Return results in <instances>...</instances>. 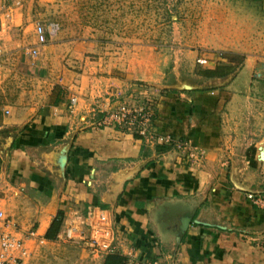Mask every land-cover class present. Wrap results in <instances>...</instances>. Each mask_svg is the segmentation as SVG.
<instances>
[{"label": "crops", "instance_id": "obj_1", "mask_svg": "<svg viewBox=\"0 0 264 264\" xmlns=\"http://www.w3.org/2000/svg\"><path fill=\"white\" fill-rule=\"evenodd\" d=\"M258 1L264 8V0ZM134 78L147 82L146 92L156 98L155 141L135 136L113 119L127 102L125 83L115 77L102 85L94 81L86 103L71 105L73 91L67 95L61 87L65 94L55 104L57 87L48 103L1 113L0 207L20 228L42 236L59 210L63 229L99 207L112 216L119 252L131 251L135 262L264 264V245L256 241L264 237V209L254 202L264 195V170L258 172L264 161L259 153L241 159L245 164L234 156L239 151L233 139L241 136L234 111L241 99L232 90L239 88L232 83L219 88L221 77H213L180 89L159 83V70L144 66L134 69ZM183 142L187 147H179ZM67 143L63 178L50 156ZM158 144L170 148L159 152ZM202 151L203 159L192 157ZM137 166L110 199L116 175ZM232 176L252 192L238 189Z\"/></svg>", "mask_w": 264, "mask_h": 264}, {"label": "rangeland", "instance_id": "obj_2", "mask_svg": "<svg viewBox=\"0 0 264 264\" xmlns=\"http://www.w3.org/2000/svg\"><path fill=\"white\" fill-rule=\"evenodd\" d=\"M3 14L0 114L48 103L57 87L86 103L94 81L102 85L111 77L125 83L127 105L155 103L151 86L134 78L136 67L157 68L159 83L195 87L209 82L203 70L224 64L233 70L216 83L236 84L232 92L241 99L233 109L241 133L233 139L239 151L234 156L245 164L241 159L255 157L264 143V8L258 0H6ZM38 22L48 42L34 57L28 48ZM128 63L132 68L125 70ZM256 241L264 245V237ZM31 243L29 264L104 261L86 245L59 237L39 235Z\"/></svg>", "mask_w": 264, "mask_h": 264}, {"label": "built area", "instance_id": "obj_3", "mask_svg": "<svg viewBox=\"0 0 264 264\" xmlns=\"http://www.w3.org/2000/svg\"><path fill=\"white\" fill-rule=\"evenodd\" d=\"M6 0H0V26L5 25L4 4ZM35 43L28 48L30 55L37 57L48 42V31L45 25L38 22L35 25ZM207 63V59H199ZM71 105H76L77 97L70 99ZM156 102L149 99L146 103L138 102L136 105H127L126 102L116 109L113 119L122 126L129 128L134 133H139L143 138L155 141V112ZM9 113V110H6ZM179 147H187L183 142ZM205 153L192 152V157L203 159ZM255 204L264 209V195L254 197ZM34 230H23L11 219L4 208L0 207V264H29V247L31 241L38 237ZM60 239L84 244L96 258H104L106 254L119 251V241L115 233V224L109 212L99 208H92L86 217H76L67 221L60 232ZM127 264H174L170 261L152 259L135 262L131 251L126 253Z\"/></svg>", "mask_w": 264, "mask_h": 264}, {"label": "water", "instance_id": "obj_4", "mask_svg": "<svg viewBox=\"0 0 264 264\" xmlns=\"http://www.w3.org/2000/svg\"><path fill=\"white\" fill-rule=\"evenodd\" d=\"M193 88L195 87L187 83L181 84L180 87V89H193ZM11 141L12 138L11 137L8 138L6 142V147L10 146ZM70 148H71L70 143H67L63 145L59 150L53 152L50 156L51 162L57 167L56 168L57 173L63 178H65V169L68 162ZM258 157L260 160L264 161V149L262 148V146H259ZM139 168L140 167L137 166L134 169L125 170L116 175L115 181L112 185V193L109 194L110 199L117 198L119 193L123 190L125 182L131 179L135 175V173L139 170ZM231 180L238 189L247 192H252V189L240 183L234 176L231 177ZM188 224H189V217L186 218L185 221L183 222L182 228L186 229Z\"/></svg>", "mask_w": 264, "mask_h": 264}, {"label": "trees", "instance_id": "obj_5", "mask_svg": "<svg viewBox=\"0 0 264 264\" xmlns=\"http://www.w3.org/2000/svg\"><path fill=\"white\" fill-rule=\"evenodd\" d=\"M232 70H233V67L229 65L217 64L215 67L206 68L205 70L202 71V74L209 78L226 77L232 72ZM63 93L64 91L62 89H60L57 92V98L54 101L55 104L59 103V101L62 100L60 96ZM156 117H157V106H156V112H155V119ZM135 136L139 138H143V136L140 135L139 133H135ZM169 148H170L169 145H161V144L157 145V150L159 152H163ZM64 219H65L64 212L62 210H59L57 216L53 219L51 225L49 226L47 232L45 233L46 240L54 241L57 239L58 234L60 233L62 229ZM103 259L104 261L102 264H127L128 262L127 256L119 251L110 252L106 254Z\"/></svg>", "mask_w": 264, "mask_h": 264}, {"label": "bare ground", "instance_id": "obj_6", "mask_svg": "<svg viewBox=\"0 0 264 264\" xmlns=\"http://www.w3.org/2000/svg\"><path fill=\"white\" fill-rule=\"evenodd\" d=\"M261 146H262V148L264 149V143H262V145H261ZM258 153H259V151H258Z\"/></svg>", "mask_w": 264, "mask_h": 264}]
</instances>
